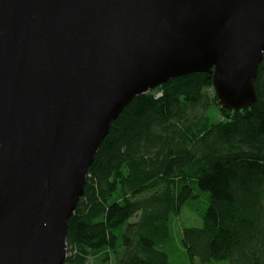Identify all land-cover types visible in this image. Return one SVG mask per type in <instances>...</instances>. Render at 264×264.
I'll use <instances>...</instances> for the list:
<instances>
[{
	"label": "water",
	"instance_id": "95a60500",
	"mask_svg": "<svg viewBox=\"0 0 264 264\" xmlns=\"http://www.w3.org/2000/svg\"><path fill=\"white\" fill-rule=\"evenodd\" d=\"M264 0H0V264H66L111 126L172 78L257 102Z\"/></svg>",
	"mask_w": 264,
	"mask_h": 264
},
{
	"label": "trees",
	"instance_id": "16d2710c",
	"mask_svg": "<svg viewBox=\"0 0 264 264\" xmlns=\"http://www.w3.org/2000/svg\"><path fill=\"white\" fill-rule=\"evenodd\" d=\"M255 88L241 111L222 108L209 73L136 97L90 168L66 264H174L165 247L186 206L203 221L181 232L190 264H264V58Z\"/></svg>",
	"mask_w": 264,
	"mask_h": 264
},
{
	"label": "rangeland",
	"instance_id": "374dc122",
	"mask_svg": "<svg viewBox=\"0 0 264 264\" xmlns=\"http://www.w3.org/2000/svg\"><path fill=\"white\" fill-rule=\"evenodd\" d=\"M210 93L213 94L212 91ZM206 193H204V196ZM203 225L202 218L190 210L189 207H184L181 214L176 218L173 224L172 241L165 247L166 252L169 254L170 260L174 264H190L191 260L185 249L180 244L181 232L184 228H200ZM198 262L197 259H195ZM214 264H228L226 261H219Z\"/></svg>",
	"mask_w": 264,
	"mask_h": 264
},
{
	"label": "built area",
	"instance_id": "2783aa9c",
	"mask_svg": "<svg viewBox=\"0 0 264 264\" xmlns=\"http://www.w3.org/2000/svg\"><path fill=\"white\" fill-rule=\"evenodd\" d=\"M160 96V95H159ZM70 254H71V252H70V250H69V248H68V257L70 256Z\"/></svg>",
	"mask_w": 264,
	"mask_h": 264
}]
</instances>
